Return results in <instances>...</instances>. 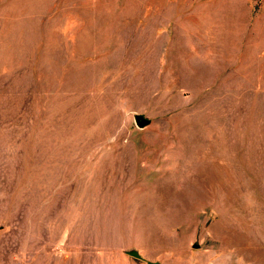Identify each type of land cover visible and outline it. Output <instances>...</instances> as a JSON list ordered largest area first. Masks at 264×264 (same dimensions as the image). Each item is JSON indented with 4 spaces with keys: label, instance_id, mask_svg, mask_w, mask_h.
Segmentation results:
<instances>
[{
    "label": "rangeland",
    "instance_id": "rangeland-1",
    "mask_svg": "<svg viewBox=\"0 0 264 264\" xmlns=\"http://www.w3.org/2000/svg\"><path fill=\"white\" fill-rule=\"evenodd\" d=\"M148 262L264 264V0H0V264Z\"/></svg>",
    "mask_w": 264,
    "mask_h": 264
},
{
    "label": "water",
    "instance_id": "water-1",
    "mask_svg": "<svg viewBox=\"0 0 264 264\" xmlns=\"http://www.w3.org/2000/svg\"><path fill=\"white\" fill-rule=\"evenodd\" d=\"M136 123H137L138 127H144L149 123V121L147 119H144L143 117L137 116L136 117ZM129 254L136 257V258H140L139 255L134 251L129 252ZM147 264H157V263L148 262Z\"/></svg>",
    "mask_w": 264,
    "mask_h": 264
}]
</instances>
